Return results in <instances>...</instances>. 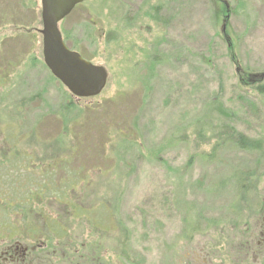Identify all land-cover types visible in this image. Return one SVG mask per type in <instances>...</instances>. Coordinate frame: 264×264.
Segmentation results:
<instances>
[{
	"label": "rangeland",
	"instance_id": "1",
	"mask_svg": "<svg viewBox=\"0 0 264 264\" xmlns=\"http://www.w3.org/2000/svg\"><path fill=\"white\" fill-rule=\"evenodd\" d=\"M41 11L0 0V127L21 126L18 166L79 148L54 174L90 212L64 221L65 242L99 245L97 264H202L236 245L264 207V0L87 1L61 32L107 71L89 99L45 66Z\"/></svg>",
	"mask_w": 264,
	"mask_h": 264
},
{
	"label": "flooded vegetation",
	"instance_id": "2",
	"mask_svg": "<svg viewBox=\"0 0 264 264\" xmlns=\"http://www.w3.org/2000/svg\"><path fill=\"white\" fill-rule=\"evenodd\" d=\"M3 80L0 78V82ZM22 110L23 104H20L16 106L15 113H22ZM12 125L0 127V167L6 165L10 169L5 171L28 181L13 179L4 183V177H0V184L11 186L6 190L2 185L0 187V264H97L100 259L99 245L87 251L82 245V251H79L65 242L69 231L64 221L86 219L85 213L90 212H86L80 204L76 205L71 198L77 189L74 181H67L68 175L62 176V180H54L55 169L59 168V172L66 174L79 148L71 149L63 158L43 159L38 165L34 162L35 158L29 155L27 164L18 166L17 162L25 157H18L19 150L13 147H18L16 145H20L24 138L21 137V126ZM36 168L44 181L28 178ZM61 184L65 185V191H58ZM46 204L56 205L57 212L51 214L47 210V214L37 209L39 206L43 209ZM38 219L39 222H36ZM202 264H264V207L254 214L253 222L236 245L222 248L217 256H206Z\"/></svg>",
	"mask_w": 264,
	"mask_h": 264
},
{
	"label": "water",
	"instance_id": "3",
	"mask_svg": "<svg viewBox=\"0 0 264 264\" xmlns=\"http://www.w3.org/2000/svg\"><path fill=\"white\" fill-rule=\"evenodd\" d=\"M88 0H41L43 62L52 76L79 99L96 98L107 86L104 67L86 61L66 46L62 22Z\"/></svg>",
	"mask_w": 264,
	"mask_h": 264
},
{
	"label": "trees",
	"instance_id": "4",
	"mask_svg": "<svg viewBox=\"0 0 264 264\" xmlns=\"http://www.w3.org/2000/svg\"><path fill=\"white\" fill-rule=\"evenodd\" d=\"M224 5H226V4H224ZM80 7V6H79ZM225 23H227V18H226V20H225ZM64 40H65V42H66V39L64 38ZM242 82L243 83H246V81H244V79L242 78ZM64 108H66L65 110H66V113H69V111H71V110H73V109H77L78 107L74 104V103H72V102H69V104L68 105H66ZM72 149H77V148H75V146H73V148ZM86 214V213H85ZM87 214H90V213H87Z\"/></svg>",
	"mask_w": 264,
	"mask_h": 264
}]
</instances>
